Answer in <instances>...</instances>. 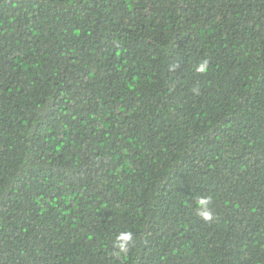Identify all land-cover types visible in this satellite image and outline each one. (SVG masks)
<instances>
[{
	"label": "trees",
	"instance_id": "trees-1",
	"mask_svg": "<svg viewBox=\"0 0 264 264\" xmlns=\"http://www.w3.org/2000/svg\"><path fill=\"white\" fill-rule=\"evenodd\" d=\"M0 264H264V0H0Z\"/></svg>",
	"mask_w": 264,
	"mask_h": 264
},
{
	"label": "clouds",
	"instance_id": "clouds-1",
	"mask_svg": "<svg viewBox=\"0 0 264 264\" xmlns=\"http://www.w3.org/2000/svg\"><path fill=\"white\" fill-rule=\"evenodd\" d=\"M195 71L200 74H205L208 71V62L207 60H203L199 63L198 66H195ZM211 203V197L209 196H199L197 198V215L207 223L213 221L214 211L209 208ZM135 240L134 234L132 232H120L116 236V240L114 242L115 256L119 258L121 255H127L129 251V245L133 244Z\"/></svg>",
	"mask_w": 264,
	"mask_h": 264
}]
</instances>
